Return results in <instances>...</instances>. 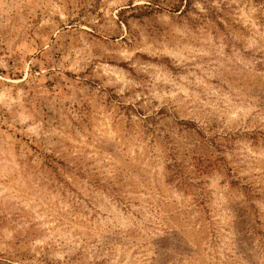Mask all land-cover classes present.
Instances as JSON below:
<instances>
[{"label": "rangeland", "instance_id": "1", "mask_svg": "<svg viewBox=\"0 0 264 264\" xmlns=\"http://www.w3.org/2000/svg\"><path fill=\"white\" fill-rule=\"evenodd\" d=\"M176 2L0 0V264H264V0Z\"/></svg>", "mask_w": 264, "mask_h": 264}, {"label": "trees", "instance_id": "2", "mask_svg": "<svg viewBox=\"0 0 264 264\" xmlns=\"http://www.w3.org/2000/svg\"><path fill=\"white\" fill-rule=\"evenodd\" d=\"M180 1L183 2L184 0H179V2L173 3L172 7L179 10L182 13L186 9V7H188L191 4L192 0H186V4L184 5V9H180L181 5H183L182 2L180 3ZM256 1H261V0H256Z\"/></svg>", "mask_w": 264, "mask_h": 264}]
</instances>
